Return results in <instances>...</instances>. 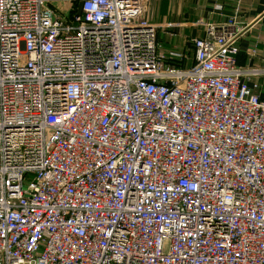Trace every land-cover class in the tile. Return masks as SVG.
I'll return each instance as SVG.
<instances>
[{
	"label": "built area",
	"instance_id": "obj_1",
	"mask_svg": "<svg viewBox=\"0 0 264 264\" xmlns=\"http://www.w3.org/2000/svg\"><path fill=\"white\" fill-rule=\"evenodd\" d=\"M146 1L0 0V264H264L234 14L184 51Z\"/></svg>",
	"mask_w": 264,
	"mask_h": 264
},
{
	"label": "crops",
	"instance_id": "obj_2",
	"mask_svg": "<svg viewBox=\"0 0 264 264\" xmlns=\"http://www.w3.org/2000/svg\"><path fill=\"white\" fill-rule=\"evenodd\" d=\"M146 3L148 8L157 6L156 29L164 47L185 44L190 36L202 35L203 21L219 25L226 16L234 14L235 24L226 28L236 33L233 39L237 44L236 64L246 70L243 76L257 81L258 90L264 86V0H147Z\"/></svg>",
	"mask_w": 264,
	"mask_h": 264
},
{
	"label": "rangeland",
	"instance_id": "obj_3",
	"mask_svg": "<svg viewBox=\"0 0 264 264\" xmlns=\"http://www.w3.org/2000/svg\"><path fill=\"white\" fill-rule=\"evenodd\" d=\"M147 2V1H146ZM144 16L151 22L157 24L158 20V13H157V6H152L148 8V4L146 3L143 9ZM160 26V25H159ZM188 43V42H187ZM185 44H180L182 45V49L185 51H189V45ZM176 44V43H175Z\"/></svg>",
	"mask_w": 264,
	"mask_h": 264
}]
</instances>
